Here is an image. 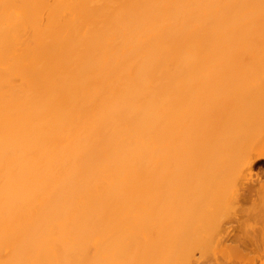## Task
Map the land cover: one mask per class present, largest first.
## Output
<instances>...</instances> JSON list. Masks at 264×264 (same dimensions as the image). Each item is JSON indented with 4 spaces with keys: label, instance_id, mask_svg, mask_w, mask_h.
<instances>
[{
    "label": "bare ground",
    "instance_id": "bare-ground-1",
    "mask_svg": "<svg viewBox=\"0 0 264 264\" xmlns=\"http://www.w3.org/2000/svg\"><path fill=\"white\" fill-rule=\"evenodd\" d=\"M259 161L264 0H0V264H264Z\"/></svg>",
    "mask_w": 264,
    "mask_h": 264
},
{
    "label": "rangeland",
    "instance_id": "rangeland-1",
    "mask_svg": "<svg viewBox=\"0 0 264 264\" xmlns=\"http://www.w3.org/2000/svg\"><path fill=\"white\" fill-rule=\"evenodd\" d=\"M202 126H203V125H202ZM198 127H199V125H198ZM201 128H202V127H201ZM201 128H200V129L198 128V130H202V131H203V128H202V129H201ZM261 164H263V161H259L258 164H257V166H260V167H261L260 169H261V170H264V169H263L264 164H263V165H261ZM236 167H237V166H236ZM234 169H235V166L231 169V171L234 172ZM229 170H230V169H229ZM235 170H236V169H235ZM229 173H230V172H229ZM259 174H260V173H259ZM262 174H264V173L261 172V177H262ZM263 176H264V175H263ZM262 178H263V177H262ZM262 178H261V179H262ZM263 179H264V178H263ZM191 203H192V201H191ZM195 203L197 204V206H199V204L201 203V205H200V206H201V209H202V207L204 206L203 209H206V210L203 212V210H201L200 207H199L200 211L198 212L199 209L196 210L197 206L195 205ZM198 203H199L198 201H197V202L194 201V203H192V204H193V207H192V205H191L190 202H189V204H190L191 206H189V205H188V206H189V207H192V208L195 209V210L192 211L193 209L191 208L190 211H189L190 213H189V212H188V213L191 214L192 212H194V214L192 213V215H189V214L186 212V213L188 214V216H183V215H182L183 218L186 217L185 219H183V218L181 217V218L183 219V223H184V222H187V224H188V225H186V224H182V225L188 227V226L191 224V226H189V227L186 228V229H189V228H190V231L188 230V232H192V234H193L194 231H196V230L199 229L198 226H199V227L201 226V224H202L201 222H202L203 219H205L203 222L206 223V220H208V219H206V218H209V221H210L211 217L213 216L212 219H211V221H210V223H209V222L206 223V224L209 223V227H208V228L211 229L212 226H214V227L216 226V225H215V222H216V224H218V222H219L218 219H214V218L218 217V215L220 216V215H224V214H225L223 217L221 216V217L223 218V220H225V219H226L229 215H231V213H232L231 210L228 211V210L226 209V208L229 207V206H227L226 203L224 204L223 202H222V205H224L223 208L220 207V208L223 209V211H222L221 209H220V211L218 210V207H219L220 204L217 205V202L214 203V206H215V207H214L213 210L215 211V210H216L215 208H217V211H218V212H217V211L215 212L217 216H216L215 213L212 211V207H213L212 204H210L211 206H210V205L207 206L208 204L205 205V202H200L199 204H198ZM203 203H204V204H203ZM219 203H220V202H219ZM215 204H216V205H215ZM194 206H196V207H194ZM220 206H221V205H220ZM224 209H225V210H224ZM228 209H229V208H228ZM191 211H192V212H191ZM196 211H197V212H196ZM207 211H210V212L212 211L213 213L209 215V213H210V212H209V213H208V216L206 217V215H204V214H207ZM230 211H231V213H230ZM201 212L203 213V215H204L205 218L203 217L202 214H201V215L199 214V213H201ZM219 212H220V214H219ZM222 212H224V214H223ZM228 212H229V213H228ZM186 213H185V214H186ZM185 214H184V215H185ZM196 214H197V215H196ZM213 214H214L215 216H214ZM210 216H211V217H210ZM187 217L189 218V220H188ZM202 217H203V218H202ZM224 217H225V218H224ZM181 218H180V221H182ZM192 218H193V219H192ZM200 218H202V220H200ZM219 218H220V217H219ZM220 219H221V218H220ZM186 220H187V221H186ZM213 220H214L215 222H214ZM180 221H179V222H180ZM188 221H189V223H188ZM212 221H213V223H212ZM213 224H214V225H213ZM179 225H180V224H179ZM203 225H205V224H203ZM180 227H182V226H180ZM180 227H179V229H182L183 231H185V227H184V228H180ZM202 227H203V226H202ZM214 227H213V228H214ZM205 228H206V226H205ZM193 229H194V230H193ZM210 229H209V230H210ZM191 230H192V231H191ZM201 230H202V228H201ZM201 230H200V231H201ZM206 230L208 231V229H206ZM186 231H187V230H186ZM198 231H199V230H198ZM200 231H199V233H200ZM211 231H212V229H211ZM209 232H210V231H209ZM209 232H208V235H209ZM196 233H198V232H196ZM199 233H198V234H199ZM202 233H203V232H202ZM206 233H207V232H206ZM189 234H190V233H189ZM194 234H195V232H194ZM204 234H205V233H204ZM190 235H191V234H190ZM205 235H206V234H205ZM192 236H193V235H192ZM197 236H198V235H197ZM201 236L203 237L204 235L201 234ZM199 237H200V236H199ZM208 237H209V236H208ZM196 238H197V237H196ZM200 239H201V238H200ZM203 239L206 240V236H204ZM207 239H208V238H207ZM208 243H209V244H208ZM208 243H206V244H207V245H206L207 247H205V251H207L206 253H205L204 250H203V253H202V252L200 253V251H199L200 248H201V246H199L200 243H198V244H199V245H198L199 247H198V246H195V248L198 247L199 250H198V248H196V250L194 249V250H195V252H193L194 254H193V253L190 254V255H194L195 257H193V256H192V258H189V257H188L189 259H191V260H186V261H189L188 264H190V262H192V263L195 262L194 264H198V263L200 264V262H201V264H204V263H206V264H211L210 261H212V264L215 263V257H217V256L220 257V255H219V254H220V253H219V248L215 247V245L212 244V243H210V242H208ZM194 245H195V244H194ZM204 245H205V243H204ZM204 245H203V243H202V248H201V249H204V247H203ZM208 245H209V246H208ZM190 248H191V247H190ZM192 248H194V247H192ZM208 248H209V250H208ZM187 249H188V248H187ZM206 249H207V250H206ZM182 250H183V251H182ZM191 250H192V249H191ZM181 251L183 252V255H184L185 253L188 252V250H186L187 252H186V251L184 252V249H181V250H180L181 255H182V252H181ZM198 251H199V252H198ZM209 251H210V252H209ZM175 253H176V252H175ZM188 253H189V252H188ZM177 254H178V253H177ZM203 254H204V255H203ZM208 254H209V255H208ZM217 254H218V255H217ZM181 255H180V256H181ZM185 255H186V254H185ZM199 255H200V257H199ZM216 255H217V256H216ZM175 256H177V255H175ZM175 256H174V258H178V257H175ZM178 256H179V255H178ZM180 256H179V258H180ZM186 256H187V255H186ZM188 256H189V255H188ZM209 256H211V257H209ZM205 257H206V260H205ZM207 257H208V259H207ZM185 258H186V257H185ZM185 258H184V259H185ZM188 258H186V259H188ZM180 259H181V258H180ZM184 259H183V260H184ZM169 260H171L172 262L169 261ZM174 260H175V259H174ZM174 260H173V257L170 258V259H167V261L170 262V264H171V263H172V264H176L177 259H176L175 261H174ZM192 260H193V261H192ZM195 260H196V261H195ZM186 261H185V262H186ZM207 261H208V262H207ZM165 262H166V261H165ZM202 262H203V263H202ZM163 263H164V262H163ZM177 263H178V264H183L184 262L181 263L180 260H179V262H177ZM155 264H157V263H155ZM165 264H168V263L166 262ZM185 264H186V263H185Z\"/></svg>",
    "mask_w": 264,
    "mask_h": 264
},
{
    "label": "flooded vegetation",
    "instance_id": "flooded-vegetation-1",
    "mask_svg": "<svg viewBox=\"0 0 264 264\" xmlns=\"http://www.w3.org/2000/svg\"><path fill=\"white\" fill-rule=\"evenodd\" d=\"M263 164H264V161H263ZM263 164H261V165H263ZM263 169H264V167H263Z\"/></svg>",
    "mask_w": 264,
    "mask_h": 264
}]
</instances>
